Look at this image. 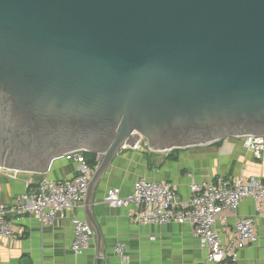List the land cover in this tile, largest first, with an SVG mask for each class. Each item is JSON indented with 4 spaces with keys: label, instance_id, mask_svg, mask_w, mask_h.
<instances>
[{
    "label": "water",
    "instance_id": "95a60500",
    "mask_svg": "<svg viewBox=\"0 0 264 264\" xmlns=\"http://www.w3.org/2000/svg\"><path fill=\"white\" fill-rule=\"evenodd\" d=\"M264 137V0H0V169Z\"/></svg>",
    "mask_w": 264,
    "mask_h": 264
},
{
    "label": "crops",
    "instance_id": "0c3cea01",
    "mask_svg": "<svg viewBox=\"0 0 264 264\" xmlns=\"http://www.w3.org/2000/svg\"><path fill=\"white\" fill-rule=\"evenodd\" d=\"M81 173L79 164L64 158L53 162L47 175L0 169V204L11 203L35 187L43 178L71 179ZM192 176L198 181L244 177L264 181V154L261 159L243 147L242 138H226L213 144L163 153L124 149L113 161L93 194L92 213L103 237L101 264H121L114 254L117 243L129 247L132 264H203L206 252L199 246L193 227L171 223L142 226L133 222L129 208L105 204L106 192L114 187L123 194L132 191L139 179L171 183L180 201L190 197ZM255 215V202L243 200L236 214L224 212L227 221L218 224L224 238L234 233L236 222ZM72 216L87 219L85 206ZM17 240L0 237V264H97V237L89 251L75 255L70 250L74 233L70 218L53 226H42L32 216L15 221ZM258 241L240 251L239 264H264V218L257 221Z\"/></svg>",
    "mask_w": 264,
    "mask_h": 264
},
{
    "label": "built area",
    "instance_id": "2783aa9c",
    "mask_svg": "<svg viewBox=\"0 0 264 264\" xmlns=\"http://www.w3.org/2000/svg\"><path fill=\"white\" fill-rule=\"evenodd\" d=\"M242 139L246 150L258 159L263 157L264 137ZM64 159L79 164L80 175L65 180L43 177L35 187L28 185L27 192L11 203L0 204V237L17 240L15 221L23 216H32L42 226H53L58 220L70 218L74 233L70 250L82 255L91 249L96 239L91 224L72 213L85 206L96 168L89 165L82 151L70 153ZM191 177L190 197L184 201L178 200L173 184L144 178L135 181L128 194H123L119 187L109 189L103 201L115 209L129 208L131 220L142 226L171 223L192 226L199 246L206 252L203 264H239L240 251L258 241L257 221L264 218V181L224 176L198 181ZM248 198L255 202V215L239 219L234 233L224 238L218 229L220 222L227 221L222 214H236ZM114 254L121 264H132L127 244L117 243Z\"/></svg>",
    "mask_w": 264,
    "mask_h": 264
},
{
    "label": "trees",
    "instance_id": "16d2710c",
    "mask_svg": "<svg viewBox=\"0 0 264 264\" xmlns=\"http://www.w3.org/2000/svg\"><path fill=\"white\" fill-rule=\"evenodd\" d=\"M85 157L91 167H97V156L95 154L85 153Z\"/></svg>",
    "mask_w": 264,
    "mask_h": 264
}]
</instances>
